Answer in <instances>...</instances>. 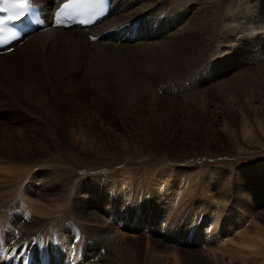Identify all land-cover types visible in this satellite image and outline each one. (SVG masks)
Returning a JSON list of instances; mask_svg holds the SVG:
<instances>
[{
    "label": "bare ground",
    "instance_id": "bare-ground-1",
    "mask_svg": "<svg viewBox=\"0 0 264 264\" xmlns=\"http://www.w3.org/2000/svg\"><path fill=\"white\" fill-rule=\"evenodd\" d=\"M65 1L67 0H29L32 5L31 10L34 13L41 14L46 21L44 29H39L40 27H38L36 30L38 31L39 29V31L35 34H28L20 41L10 45L9 47H15L12 52H7L8 47L0 50L1 80L9 82L13 89L26 97L38 99L48 86L53 87L56 93L59 84L63 79L65 80L64 77L67 72H73V78L67 77L68 79L77 81L78 77L75 72L81 69H83L81 72L84 73V77H88L90 81H94L96 78H98V82L104 80L108 83V89L113 87L110 83H115L117 85L116 90H119L117 93L120 94L119 99L123 97L129 98L128 96L133 94V97L131 95L132 99L138 98L140 100L138 103L136 100L135 106L140 104L141 101L143 102L150 97L157 96L158 94L151 88L152 86L143 79L148 73V63L144 60H139L133 64L126 57L112 50L117 49L114 48V43L122 44L124 43L123 41L131 43L137 38H144L145 40L138 44L134 43L131 47H138L141 54L151 57L158 63L166 65L169 70L178 73L174 85L168 88H165L167 85H163V88H160L157 84L158 90L163 89L168 94H176L175 92L184 94L190 86L191 80L189 76L197 68L202 73L197 83L200 84L204 79H210L207 75L208 73L204 72L208 65L203 66L205 63H202L203 55L200 54V51L213 41L219 40L218 30H224L223 35L219 36L227 43L231 41L230 39H234L233 31L238 27L245 28V23L242 22V15V17L238 18V21L237 19L232 20L233 18L225 13L224 18L220 17L219 21L212 18L211 9L208 5L212 1L208 0L202 2L205 5L201 7L203 8L201 11L200 8L197 11L195 10V12H193L194 4L198 0H141L143 5L142 12L138 11V6H136L137 8L134 7L139 4L138 0H112L113 8L110 9L108 18L106 17L107 19L112 18L109 22L103 23L104 20L102 21L101 19L96 26L89 28L73 27L64 29L53 27V17ZM168 3L171 4L169 8H167ZM216 7L218 10L219 5ZM122 8L136 12L134 18H121ZM256 11L257 15L254 16L257 18H255L257 25L264 27V11L261 10L259 4L256 6ZM149 18L151 19L145 20ZM227 19L229 22H227ZM233 21L237 22V26L232 24ZM186 24H190V27L185 28ZM227 25L231 28L227 29ZM258 26L257 31L260 30ZM134 29H136L135 33L133 32ZM255 30L253 31L255 32ZM102 33L105 35L102 39L92 40V36ZM247 34L246 37H243V41L239 40V51L237 52L240 53L244 42L246 49H248V45L251 42L257 50H249L248 53H245L247 62L238 60L239 64L238 61H235V65H248L255 59L258 60L256 61L257 63H260L261 59H258V57L261 54L264 56V48L261 47L263 41L259 39L260 36ZM158 35L160 37L159 40L146 42L147 37L151 39ZM242 36H239V38H242ZM167 37H174L176 40H164ZM248 40L249 42H247ZM104 42L112 43L104 44ZM17 46L20 47L19 51H16ZM95 48H99V51L91 52ZM215 50L219 51L217 48ZM225 53L227 54V52ZM90 56L92 57L91 71L87 72L86 65L91 60ZM217 59H220V57L212 60L214 65H216ZM262 61L264 63V60ZM263 63L261 65L263 67H260L258 71L255 72V69H258L257 65V68H253L252 71L246 73L250 74L248 78L249 76L252 77L251 80L256 82L255 84L259 87V91L251 100L246 99L249 103L256 99L261 105H264V93L261 94L264 80H258L259 76L257 75L259 73L264 74ZM219 65L221 66V63ZM215 67L214 69H218V67ZM75 69L78 70L76 71ZM228 69H231L230 64L227 71ZM242 70L245 71L244 68ZM232 71L234 70L232 69L229 72ZM246 74L243 72L241 73L243 77H240L245 78ZM186 75L188 78H186ZM240 77L231 82H229L230 79L226 80L228 82L225 81L224 85L226 86L221 87L224 93L221 94L220 98L227 96L229 97V99L226 97L227 101L230 100L232 93L229 88H226L227 84L237 83ZM75 80H73V84ZM38 87L42 90L38 89ZM70 87H72L71 81H63L60 86V89H64L62 92L63 96L58 100L64 101V103H67V107L70 106L72 108L70 120L72 123H76L79 121L76 117L80 115L79 111H75L78 102L75 103L69 97L66 98L67 95L65 94ZM101 89L105 91L107 86H102ZM238 98L242 101L244 100L241 96H238ZM0 99L3 102L7 98L0 95ZM55 99L53 97L50 98L52 106L55 105ZM123 102L126 106L134 101L129 102V99H125ZM202 103L204 104V101ZM58 106L59 104L55 105V107ZM81 114L85 116L84 113ZM260 119L261 117L257 120L259 125L261 124ZM244 131L249 133V135L251 133L246 129ZM0 137L2 139H7L8 137L9 139L5 142L10 144L15 141L11 135L3 134ZM16 170L7 167L5 169L0 168V190L5 189L4 192H1L2 195L6 193L4 196L0 193L2 197L6 198L0 203V208H2L0 211L2 210L1 212L3 213L5 210V214H8V219L6 217L5 219L3 218L5 214L0 218V264H126L124 263L126 259L123 260L125 257L122 255L124 251L129 256H126L128 258L127 264H161L162 260H165L164 264H170L169 258L172 254H168L170 257L166 259L162 255L169 250L172 251L171 248L168 249L165 246V243L168 241L170 233L175 231V229L173 230L175 221L179 220L182 217L181 213L188 209L193 213L200 212L202 201H204V198L200 197L203 199L197 200L193 204L190 202V193H187V195L182 194L184 191L180 194L176 193L177 187L174 184V180H166L164 175L159 172L156 176L153 174V177L148 171L153 179L148 176L147 171L143 172L142 175H138L132 174L134 170L131 169H124L119 175L112 172H84L75 183H69L66 182V175L56 174V172L60 171L59 169ZM54 176L59 177L62 186H58L56 182L48 180ZM46 183H48V186H46ZM193 185L190 184L192 193L196 191ZM118 189V199L115 201L112 198V193ZM58 195H63V200L67 199L65 201L67 202L66 213L60 214V218L57 217L59 212L56 208L57 206L53 205L55 202H52L53 204L43 202ZM65 195H69V198L64 199ZM171 196H174V200L170 206L168 202ZM184 197L187 198L184 199ZM60 200H57V202ZM220 204H222L218 207L220 211H217L216 215L209 216L205 214L202 217L201 224L204 229L200 233L195 231L190 234L194 227L187 229L189 235L186 237L185 243L193 241L190 240V237L193 236L198 239L208 237L211 238L212 244L219 249L232 244L231 254L233 252L238 255H246V253L257 251L260 246L264 245V227L260 222L264 220V212L255 213L256 217H254L248 213L249 210H243L242 207L238 206L237 202H232L225 198ZM250 209L253 210L251 207ZM223 211L226 212L225 217L221 215ZM2 213L0 214L2 215ZM68 215L73 219L82 220L84 222L83 225L87 227H81L77 222H71L69 220L71 218ZM106 215L111 216V221L108 224L106 221L101 225L100 223L107 219ZM61 221H65L67 225L69 230L68 237L61 235L62 230L59 226ZM131 221H133V224ZM92 222L96 223V225H91ZM249 222L251 224L247 228L246 226ZM143 224L145 232L149 227L152 229L148 238L153 240L147 239L144 241V238L137 236L141 235L140 233L142 232L138 227L141 228ZM133 225L140 233L134 234L135 236L124 233L129 232L128 230L132 229ZM113 228H117L118 230H116L119 233L117 235L113 233L112 240L110 238L106 239L103 236V232L110 229L113 231ZM156 236L159 239H155ZM110 237H112V234ZM196 240L191 244L199 245ZM260 250L263 251L261 248ZM179 253L178 256L175 253L172 256L174 258L172 264H219L216 252L213 254L179 251ZM260 253L262 256L263 252Z\"/></svg>",
    "mask_w": 264,
    "mask_h": 264
},
{
    "label": "rangeland",
    "instance_id": "rangeland-1",
    "mask_svg": "<svg viewBox=\"0 0 264 264\" xmlns=\"http://www.w3.org/2000/svg\"><path fill=\"white\" fill-rule=\"evenodd\" d=\"M204 1L206 0H198L194 4L193 12L204 6L205 4L203 5L202 3ZM208 1H212L208 3L212 18L219 21L221 18H224L225 14H229L228 16L233 18L232 20L237 19L238 21V18L243 16L242 22L245 23V28L238 27L235 30L236 33L233 31L234 39H230L231 41L227 43L221 38L224 30H218L219 40L213 41L200 51V54L203 55L202 63H205L203 66L208 65L204 72L208 73L210 81L204 79V82H200L201 85L197 83L200 74H202L197 68L189 76L191 80L190 86L184 94H181V92L168 94L163 89L158 90V85L160 88H163V85H167L165 88L174 85L178 73L169 70L166 65L158 63L151 57L141 54L138 47H131L134 43L144 42V38H137L138 40L136 39L131 43L129 41H123L124 43L122 44L114 43V48L117 49L112 50L126 57L133 64L139 60L146 61L149 69L146 77H142L159 96L150 97L148 100L141 101L140 104L135 106L136 100L137 103L140 100L138 98L132 99L133 94L127 95L129 98L123 97L121 98L123 100H121L119 99L120 94H117L119 90H116L117 85L115 83H110L113 87L108 89V83L104 80L98 82V78H96L94 81H90L81 72L83 69L79 71L75 69L77 71L75 75L78 79L77 81L73 80H75L76 84H73V80H71L73 72H67L63 81H71V86L73 87H70L71 89L69 88L68 90L65 89L66 98L69 97L73 102H78L75 111H79L80 115L76 117L79 120L76 123H72L70 120L72 108L70 106L67 107L68 105L64 101L58 100L63 96L62 92L64 89H60L63 81L59 84L56 93L53 87L48 86L40 98L33 99L20 94L19 91L13 89L9 82L2 81L0 77V95L7 98L5 99L6 101L4 100L5 102H2V98L0 99V135H11L15 140L10 144L9 142H5L9 139L8 137L7 139L0 137V168L5 169L7 167L15 171H17L16 169H37L38 171L48 168L59 169L60 171L56 172V174L66 175V182L69 183H75L84 172H112L119 175L122 170L131 169L134 170L132 174L138 175H142L143 172L147 171L151 179H153V174L156 176L158 172L162 173L166 180H174V184L177 187L176 193L180 194L182 191H184L183 195L190 193V202L193 204L197 200L204 198L201 204L202 209L199 210L200 212L193 213L188 209L184 213H181L182 217L179 220L175 221V227H173L175 231L170 233L169 239L165 243V246L168 249L171 248L172 251L169 250L168 252L171 253H164L165 255H162L164 259L171 256L169 261L172 264L174 260L172 256H174V253L178 256L180 254L179 251L213 254L216 252L219 264H264V245L260 246L263 251L259 248L257 251L249 252L252 255L246 253V258L244 254L238 255L233 252L231 254L230 250L233 249L232 244L219 249L212 244L211 238L208 237L203 239H198L194 236L190 237V240L193 241L197 239L196 241L199 242V245H192L193 241L185 243L186 237L189 235L187 229L194 227L190 234L195 231L200 233L204 229L201 224L202 217L205 214L209 216L216 215L220 211L218 207L222 205L220 203L224 198L237 202L238 206L242 207L243 210H249L248 213L254 217H256L255 213L264 212V105H261L256 99L251 103L246 101V99L251 100L259 91V87L255 84L256 82L251 80L252 77L249 76L248 78L250 74L246 73L252 71L253 68L258 67V69H255L256 72L260 67H263L261 65L264 56L261 54L258 57L262 61V63L260 61L261 65L256 62L258 61L257 59L253 60V62L250 61L252 63L248 65H235V61L238 60L240 62H247L245 53H248L249 50H257L251 42L248 45V49H246L244 42L240 53L237 52L239 51L238 45L240 41H243V37H246L247 33L249 35L260 36L259 39L263 41L261 47L264 48V27L257 25V18L255 17L257 15V4L264 11V0ZM138 2L139 4H136L134 7L138 6V11L142 12V1L138 0ZM170 5L168 3L167 8ZM217 5H219L218 10ZM135 13L127 8H122L120 17L131 19L134 18ZM252 15L255 16L253 17ZM111 19L109 18L105 22H109ZM252 19H254L253 22ZM227 22H229L228 19ZM236 23L235 21L232 22L233 25L237 26ZM257 26L260 28L259 31H257ZM188 27H190V24L185 25V28ZM229 28L231 27L227 25V29ZM241 35H243L242 38H239ZM159 39V35L151 39L147 37L146 42H154ZM164 40L175 41L176 39L174 37H167ZM107 43L110 44L112 42H104V44ZM19 48L17 46L16 51H19ZM99 48L92 49L91 52H97ZM215 48L219 49V51H216ZM216 57H220V59H217L216 65H214L212 60H215ZM90 59V62L86 65L87 72L91 71V56ZM220 63L221 66L219 65ZM229 64L231 65V69L227 71ZM219 67L221 68L219 69ZM243 68L245 71L242 70ZM232 69L234 71L229 72ZM243 72L246 74L245 78H241L243 77L241 76ZM259 74H257L259 76L258 80H264L262 79L264 78V74ZM201 77L203 78V76ZM238 77H240V80L237 83L227 84L226 88H229V91L232 93L230 100L227 101L229 99L227 96L220 98L221 94L224 93L221 87L226 86L224 85L225 81L230 79L229 82H231ZM186 78H188L187 75ZM102 86H107V89L104 91L101 89ZM263 87L261 94L264 93ZM38 89L42 90L39 87ZM238 96H241L245 102L238 98ZM51 97L56 98L55 105L59 104L58 107L52 106L50 102ZM125 99H129V102H134L125 106L123 102ZM202 101H204V104ZM81 113H84L85 116ZM55 117L57 118L56 120ZM259 117H261L260 125L257 121ZM241 119L244 123H242ZM244 129L250 131V135ZM73 177L74 179H72ZM48 180L56 182L58 186H62L58 176H54ZM190 184L195 185L193 187H195L196 191L193 190V193L190 191ZM46 186H48V183H46ZM119 189L112 193V198L115 201L118 199L117 193ZM4 190H0V193L4 192ZM147 191L149 192V190ZM5 194L2 195L1 193L2 196ZM2 196L0 197V203L6 199ZM62 196L58 195L52 199L43 201L46 204L55 202L52 204L57 206L56 208L59 211L57 214L58 218H60V214L66 213L67 202L65 201H67L66 198H69V195H65L64 199L66 200H63ZM186 198L184 197V199ZM59 199L61 200L57 202ZM173 200L174 196H171L168 202L170 206L173 204ZM1 211L0 213H2ZM4 211L2 215L0 214V218L6 213ZM225 213V211L221 213L222 217L226 216ZM5 217L8 219V214H5L3 218L5 219ZM68 217L71 218L70 215ZM105 217L107 219L102 221L101 225L106 221L107 224L111 221L110 215H106ZM69 220L77 222L81 227H87L83 225L84 222L80 219L71 218ZM251 222L247 223V228ZM260 222L264 227V220ZM131 223L133 224V221ZM60 224L61 235L68 237L69 230L65 221H61ZM94 224L96 225V223H91V225ZM133 226L132 229L128 230L129 232L124 233L132 236L140 233ZM143 226L144 224L141 228L138 227L142 233L137 236L144 238V241L147 239L153 240L148 238L152 229L149 227L145 232ZM111 229L103 232V236L106 239L110 238L112 240L113 233H116V235L119 233V231L117 232V228H113V231ZM111 234L112 237H110ZM155 239H159V237L156 236ZM222 250L229 251L227 253ZM124 252L126 255H124ZM124 252H122L123 257H125L123 260L126 259L124 263L127 264V257L129 256L126 251ZM260 252H263L262 256ZM168 254L172 255L169 256ZM164 263L165 260H162L161 264Z\"/></svg>",
    "mask_w": 264,
    "mask_h": 264
},
{
    "label": "snow or ice",
    "instance_id": "snow-or-ice-1",
    "mask_svg": "<svg viewBox=\"0 0 264 264\" xmlns=\"http://www.w3.org/2000/svg\"><path fill=\"white\" fill-rule=\"evenodd\" d=\"M28 3L29 0H0V4L9 5L20 9V11H17L13 16L8 17L7 20L3 17H0V31H3V28L7 21L21 20L25 16V9ZM4 11H6V9L4 7H0V12Z\"/></svg>",
    "mask_w": 264,
    "mask_h": 264
}]
</instances>
